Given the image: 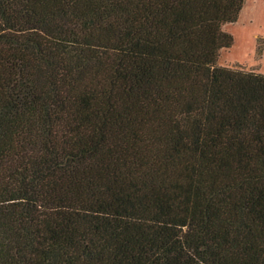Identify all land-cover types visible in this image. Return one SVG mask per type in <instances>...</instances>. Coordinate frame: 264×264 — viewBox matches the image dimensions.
<instances>
[{
	"label": "trees",
	"instance_id": "trees-1",
	"mask_svg": "<svg viewBox=\"0 0 264 264\" xmlns=\"http://www.w3.org/2000/svg\"><path fill=\"white\" fill-rule=\"evenodd\" d=\"M244 2L0 0V264H264Z\"/></svg>",
	"mask_w": 264,
	"mask_h": 264
},
{
	"label": "rangeland",
	"instance_id": "rangeland-1",
	"mask_svg": "<svg viewBox=\"0 0 264 264\" xmlns=\"http://www.w3.org/2000/svg\"><path fill=\"white\" fill-rule=\"evenodd\" d=\"M223 29L232 35L234 42L230 49L221 52L218 64L264 75V52L259 54L257 49L259 44L263 45L257 35L264 33V0H245L238 20Z\"/></svg>",
	"mask_w": 264,
	"mask_h": 264
},
{
	"label": "crops",
	"instance_id": "crops-1",
	"mask_svg": "<svg viewBox=\"0 0 264 264\" xmlns=\"http://www.w3.org/2000/svg\"><path fill=\"white\" fill-rule=\"evenodd\" d=\"M257 37L263 40V52H264V33L258 34Z\"/></svg>",
	"mask_w": 264,
	"mask_h": 264
}]
</instances>
